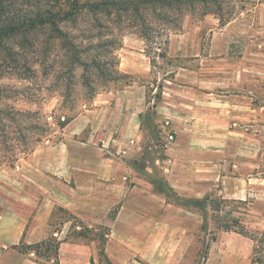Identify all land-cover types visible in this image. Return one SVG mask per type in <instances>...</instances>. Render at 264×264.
<instances>
[{
    "label": "rangeland",
    "instance_id": "obj_1",
    "mask_svg": "<svg viewBox=\"0 0 264 264\" xmlns=\"http://www.w3.org/2000/svg\"><path fill=\"white\" fill-rule=\"evenodd\" d=\"M219 1L220 11L216 13L212 12L215 6L211 4H196L187 8L181 15L179 27L168 33L167 57L157 59L153 64L148 56L152 55L151 48L133 32L134 29L119 27L116 23L108 25L112 30L121 28L122 31L121 46L116 50V55L119 68L129 70L128 74L132 77L130 85L123 89L129 90L131 85L141 84L150 98L148 103L145 101L136 146L129 150L132 152L129 156L131 169L136 168L133 174L154 182L155 187H149L150 192H161L156 194L157 197H152L153 202L150 201L159 219V234L153 244L160 253L154 264H249L251 242L239 234L215 229L209 216L203 215V199L210 193L226 199L244 200L250 214L246 218L250 221L264 215V0ZM82 25L88 24L77 27ZM15 50L18 52L16 55L6 59L0 56V64L4 65L1 68H6L5 65L17 66L19 62L23 63L25 56V64L31 70L17 67L16 71H6V75L0 72L1 82L10 86L2 93L6 98H0V106L8 104L20 111L36 110L55 130L47 139L34 144L28 154L22 151V142L13 141L11 148L18 151V160L14 164L5 162L7 159L0 155V199L6 195L2 185L9 186L16 193V207L20 210L33 200L39 203L45 195L51 198L50 193H39V184L44 180L41 169H46L49 190L55 189L57 179H62L57 172L66 167L65 157L71 154V147H56L58 137L62 138L55 125L63 112L58 109L59 104L66 113H71L68 110L74 106L73 110L75 108L79 115L93 108V99L84 104L81 100L85 89L80 84V69L75 70L71 80L67 79L63 50L53 48L46 59L38 54L32 55L27 48ZM41 61L46 67L38 63ZM54 69L60 73L54 74ZM97 82L98 93L117 91L113 85L105 90L102 81L97 79ZM158 86H161L162 94L157 103L172 109L173 112L167 113L177 117L172 120L169 117L168 123L165 120L163 123H153V115L151 119L148 118L152 109L154 112L157 109V106L152 109L150 106L154 103L152 96ZM129 100L133 105H138L136 95ZM159 109L164 111L163 108ZM205 111L215 115L213 117L217 121L228 117L229 132L224 133V128L196 131L201 139L192 150L200 153V159H197L200 165L196 163L191 172L201 176L186 179L189 185L193 182L196 185L197 181L198 198L188 199L175 195L167 185L162 169L165 158L162 147L175 142V136L171 142H167V132L186 129L192 123L191 118L194 122L202 121L198 116L191 115ZM12 129L6 128L3 138L6 144H10ZM75 130H78L77 127ZM90 131L92 128L89 126L78 133L71 131L70 134L74 136H70V144L73 142L81 147L80 142L89 139L88 144L102 146L106 129H97V136L94 137H89ZM113 132L110 137H120L119 131ZM220 140L224 141L223 147L219 144ZM139 145H143V148H138ZM216 146L225 149L227 155L221 157V154H213ZM11 148L0 144L5 155L11 152ZM106 149L109 152L104 149L105 154L118 155L111 142ZM215 169L221 174L217 179L211 176ZM205 173L208 176L204 177ZM129 184L132 186L135 183L131 179ZM185 187L188 188L187 185ZM164 198L169 204L164 202ZM115 211L116 208H113L109 212L110 218ZM137 211L147 218L146 212ZM248 224L251 227L256 225L255 222ZM49 225L52 231L63 227V224L57 225L56 222L51 225L50 218ZM86 226L92 228L98 225ZM70 230L69 227L61 238L66 237L74 243L89 242V239L74 237ZM213 234L214 241L211 240ZM127 247L135 250L129 244ZM135 258L139 259V256Z\"/></svg>",
    "mask_w": 264,
    "mask_h": 264
},
{
    "label": "crops",
    "instance_id": "obj_2",
    "mask_svg": "<svg viewBox=\"0 0 264 264\" xmlns=\"http://www.w3.org/2000/svg\"><path fill=\"white\" fill-rule=\"evenodd\" d=\"M123 70L129 73V70ZM130 87L129 90L98 93L93 98L92 109L76 115L65 125L60 133L62 138L58 139L56 147L70 145L71 154L65 157L66 167L57 172L62 179L56 180L55 189H48L46 169L40 170L44 180L39 184L41 189L39 193L42 191L50 193L51 198L45 195L39 203L33 200L19 210L16 207V193L11 191L9 186L2 185L1 188L6 195L0 199V264H40L35 261L33 254L21 253L12 246L20 241L27 244L36 243L50 234L61 240L56 264H90L91 258L96 262L98 240L74 243L68 241L66 237L61 238V234L67 233L70 226L67 224L70 222L63 223V227L58 231L53 232L50 229L49 218L54 205L67 209L83 224L109 227L104 252L114 264H154L158 260L160 252L157 246L154 247L153 241L157 240L159 234V219L154 214V206L150 205V201L153 202L152 197H157L156 194L161 192L156 190L154 193L150 192L149 187L154 188V182L133 174L132 171L136 168L131 169L129 156L132 153L129 150L136 146L140 117L145 106L144 85ZM133 95L137 97V106L129 100ZM156 106L151 120L153 123H163L164 120L168 123L169 117L171 120L177 119L173 114L171 117L167 113L173 112L169 107L158 103ZM159 108H163L164 111ZM192 116H198L202 121L194 122L191 118L192 123L186 129L173 131L175 142L162 147L165 155L162 166L165 181L175 195L188 199L198 198L197 181L196 185L194 182L189 185L186 179L201 176L194 171L191 172L198 162L197 159H200V153L192 150L201 139L196 131L202 129L208 131L209 128L218 131L224 128V133L229 132V121L226 116L219 121L216 118L214 120L215 115L213 117L207 111ZM86 126L92 128L89 137L97 136V129H106V139L102 141V146L88 144L89 139L81 141L83 145L81 147L75 146L73 142L70 144V136H74L70 132L78 133ZM75 127L78 130H75ZM113 131H119L120 137L114 138L112 135L110 137ZM110 142L112 147L115 145L118 155L112 156L103 152L104 149L109 152L106 148ZM219 144L223 147L224 141L220 140ZM140 147L143 148V145H139L138 148ZM218 148L216 146L213 154H221L223 157L225 149ZM120 152L122 154H119ZM212 159L216 160L214 157ZM203 176L206 177L208 174L205 173ZM211 176L217 179L221 174L215 169ZM131 179L132 183H135L132 186L129 184ZM164 202L167 203V199ZM113 208H116V211L110 218L109 212ZM137 210L146 212L147 218L145 219L144 214ZM149 242L152 243L149 245ZM128 244L134 246L135 250H130ZM137 255L139 259L135 258Z\"/></svg>",
    "mask_w": 264,
    "mask_h": 264
},
{
    "label": "trees",
    "instance_id": "obj_3",
    "mask_svg": "<svg viewBox=\"0 0 264 264\" xmlns=\"http://www.w3.org/2000/svg\"><path fill=\"white\" fill-rule=\"evenodd\" d=\"M196 4H211L215 6L212 12L220 11L219 0H0V56L6 59L18 54L15 48L21 51L27 48L32 55L38 54L40 58L46 59L53 48L63 50L67 79H72L75 70H81L80 84L85 89L81 100L84 104L99 92L97 79L102 81L105 90L110 89L109 85L121 90L132 82V77L119 68L116 55V50L121 46V28L112 30L109 24L116 23L119 27L134 29L133 32L151 48L152 55L148 56L153 64L157 59L164 60L167 57L169 31L178 28L181 15ZM83 23L88 25L77 27ZM22 60L23 63L19 62L17 66L5 65L6 68H1L4 65L0 64V72L6 75V71H16L17 67L27 70L25 56ZM38 63L46 67L44 62ZM53 73L60 72L54 69ZM8 87L9 84H3L0 80L1 99L6 98L2 93ZM159 87L152 96L154 103L151 109L161 99ZM149 99L146 91V103ZM60 106L58 109L63 112L55 122L59 133L78 114L75 108L73 110L74 106L69 108L71 113L68 114ZM153 109L148 114L150 119L155 113ZM6 128H13L10 144H6L3 139ZM54 132L51 124L36 110L20 111L8 104L0 106V144L5 147L11 148L13 141H19L22 142V151L28 154L34 144L47 139ZM9 151L5 155L0 149V155L7 159L5 162L14 164L18 160V151L13 148ZM203 202V215L209 216L215 229L239 234L251 242L249 264H264V215L250 221L246 218L250 214L244 200L226 199L213 193L206 195ZM54 222L57 225L70 222L69 233L76 238L98 240V260L95 262L91 258L90 264H114L104 252L109 227H87L77 216L58 205L53 208L50 216V224ZM249 222H255L256 225L251 227ZM202 228L206 229V226L202 225ZM211 240H215L214 234ZM60 243V239L50 234L32 244L20 241L12 248L21 253L33 254L35 261L40 264H56Z\"/></svg>",
    "mask_w": 264,
    "mask_h": 264
},
{
    "label": "built area",
    "instance_id": "obj_4",
    "mask_svg": "<svg viewBox=\"0 0 264 264\" xmlns=\"http://www.w3.org/2000/svg\"><path fill=\"white\" fill-rule=\"evenodd\" d=\"M167 142H171L174 139V133L173 132H167L166 133ZM79 228V227H77Z\"/></svg>",
    "mask_w": 264,
    "mask_h": 264
}]
</instances>
